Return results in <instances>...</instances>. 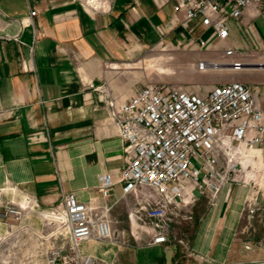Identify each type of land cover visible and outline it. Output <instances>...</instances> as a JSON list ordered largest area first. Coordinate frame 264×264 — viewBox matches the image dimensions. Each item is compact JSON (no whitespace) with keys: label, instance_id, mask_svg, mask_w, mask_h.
I'll return each mask as SVG.
<instances>
[{"label":"crops","instance_id":"0c3cea01","mask_svg":"<svg viewBox=\"0 0 264 264\" xmlns=\"http://www.w3.org/2000/svg\"><path fill=\"white\" fill-rule=\"evenodd\" d=\"M87 1L90 6L91 0H0V206L31 195L46 210L75 193L80 201L111 207L120 226L129 220L141 227L132 216L139 200L120 182L127 164L124 142L99 91L124 103L139 90L122 80L128 63L164 47L162 41L178 45L201 37L187 40L182 28H173V0H102L109 4L104 11H94ZM240 25L264 33V6L257 16L249 9L231 22L229 45L236 48L242 46ZM249 65L242 70L248 81L243 83L264 93V68ZM107 174L115 185L99 200L100 179ZM230 188L213 205L201 197L194 212L169 225L168 243L152 248L172 249L182 240L194 252L187 264H264V201L249 220L244 212L249 190ZM5 226L9 230L5 223L0 230ZM81 250L108 264L120 251L117 243L98 241L83 243Z\"/></svg>","mask_w":264,"mask_h":264},{"label":"built area","instance_id":"2783aa9c","mask_svg":"<svg viewBox=\"0 0 264 264\" xmlns=\"http://www.w3.org/2000/svg\"><path fill=\"white\" fill-rule=\"evenodd\" d=\"M173 1L176 16L182 14V18L175 16L172 20L173 28H182L189 34L199 28L212 31L208 40L192 39L188 46L210 49L218 42L216 49L223 50L227 59L223 63L232 72H241L249 65L241 50L229 45L230 24L240 21L249 9L257 16L264 0ZM105 4L108 1L91 8L104 11ZM36 14L32 11L31 17ZM158 30L165 34L163 28ZM161 44L163 49H179L182 45ZM196 68L206 71L208 61H199ZM105 103L127 157L120 182L125 193H132L139 200L138 212L132 216L143 231L152 235L150 246L167 244L169 225L185 212L189 214L188 208L199 197L215 204L227 186L239 185L249 190L244 206L249 220L262 210L264 93L259 92V86L231 81L201 92L177 84L151 83L122 104L115 100ZM114 185L110 175L101 179L102 200L110 195ZM38 204L31 195L24 196L21 202L1 203L0 220H13L24 230V221L34 209L44 217L50 228L51 247L42 264H107L83 253L81 245L89 241L112 242L120 235L113 226L111 207L97 201H80L75 193L66 194L48 211L39 212Z\"/></svg>","mask_w":264,"mask_h":264},{"label":"rangeland","instance_id":"374dc122","mask_svg":"<svg viewBox=\"0 0 264 264\" xmlns=\"http://www.w3.org/2000/svg\"><path fill=\"white\" fill-rule=\"evenodd\" d=\"M107 6L105 4L104 7ZM182 31L185 32L184 30ZM239 31L238 39L242 43V46L240 48H235L241 50L245 56L244 58H246V62L257 64L264 63V42L262 41L264 33L258 34L253 26L245 28L242 25L239 26ZM211 33V30L202 28L198 29L195 34L185 32L187 40L192 36L194 37V35H199L203 41L208 40ZM231 35L232 41V29ZM261 35L263 37H261ZM188 42L189 41L183 43L179 49H171L170 47L167 49L158 48L133 60L125 66L127 69L122 70L124 73L122 75V80L125 83L130 82V84H133V86L135 85L137 89L151 83H167L182 85L190 89L195 88L201 90V92L209 90L212 86L230 82L234 78V80L248 82L246 79L244 80V78H242L245 71L230 73L229 71H224V68H220L199 72L196 68L197 71L195 69L196 64L201 60L212 63H223L226 62L227 59L224 57L223 50L216 49L218 47V45H216L218 42H214V45L212 44L213 47L210 49L206 46H188ZM99 92L103 94L102 102L105 105L106 101L111 102L114 100L105 90ZM106 176H108V174ZM200 198L201 197H199L198 202ZM99 200H102V193ZM198 202L188 209L194 212ZM204 203L205 201L202 202L200 209H204ZM38 205L39 207L37 210L39 212L51 209L43 210L40 204ZM34 210L27 215L24 221V225H26V229L24 230H21L13 220H0L2 226L4 223L13 225L12 228H10L11 226L9 227V230L6 229V226L4 230H0V264H42L41 260H45L46 252L51 247V239H49L50 228H48V222L44 217L40 214L37 215ZM1 212H3V207L0 206V213ZM33 218H38V223L34 224ZM113 222L114 228L120 232V235L112 242H98L109 244L117 243L120 251L117 254V260H115L114 264H182L194 257L192 248L189 247L186 249L182 247V240L172 249H167L165 247L152 248V246H150L152 235L147 233L148 230L143 231L139 226L134 227L133 224L130 225L131 221L129 220L126 225L122 224L121 226L118 221L116 222L114 220ZM181 227H183L182 223L180 224V228ZM172 230L174 233L173 235L179 239V237H181L180 233L182 232H176L174 228H172ZM184 230L186 231V228H184ZM180 239H182V237Z\"/></svg>","mask_w":264,"mask_h":264},{"label":"bare ground","instance_id":"6f19581e","mask_svg":"<svg viewBox=\"0 0 264 264\" xmlns=\"http://www.w3.org/2000/svg\"><path fill=\"white\" fill-rule=\"evenodd\" d=\"M87 4H88V1H87ZM90 6L88 4V6L91 8V7H96V8H99L100 6H103V2H101L100 0H91L90 1ZM196 68V67H195ZM220 68H224V69H229L231 70V68H229L228 66H226V64L224 63H212V62H208V68L206 69V71H209L210 69H220ZM197 70V69H196ZM205 71V72H206ZM200 72V71H199Z\"/></svg>","mask_w":264,"mask_h":264},{"label":"water","instance_id":"95a60500","mask_svg":"<svg viewBox=\"0 0 264 264\" xmlns=\"http://www.w3.org/2000/svg\"><path fill=\"white\" fill-rule=\"evenodd\" d=\"M249 67H252V68H264V64H250Z\"/></svg>","mask_w":264,"mask_h":264}]
</instances>
